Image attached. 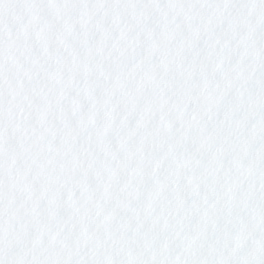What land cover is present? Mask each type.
I'll use <instances>...</instances> for the list:
<instances>
[{
  "label": "snow or ice",
  "instance_id": "snow-or-ice-1",
  "mask_svg": "<svg viewBox=\"0 0 264 264\" xmlns=\"http://www.w3.org/2000/svg\"><path fill=\"white\" fill-rule=\"evenodd\" d=\"M0 264H264V0H0Z\"/></svg>",
  "mask_w": 264,
  "mask_h": 264
}]
</instances>
